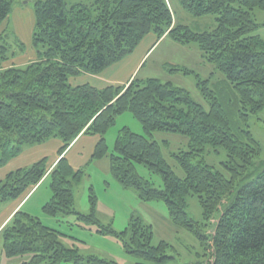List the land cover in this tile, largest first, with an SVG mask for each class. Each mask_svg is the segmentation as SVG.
<instances>
[{
    "label": "trees",
    "instance_id": "16d2710c",
    "mask_svg": "<svg viewBox=\"0 0 264 264\" xmlns=\"http://www.w3.org/2000/svg\"><path fill=\"white\" fill-rule=\"evenodd\" d=\"M90 1L35 3L32 41L38 52L26 68L11 65L8 47L0 45V168L18 158L25 146L54 139L62 142L61 159L52 170L43 159L0 181V208L28 196L47 177L52 198L43 206L46 215L75 214L79 221L97 225L99 234L115 237L137 264H169L175 259L168 255L170 245L162 241L154 246L152 226L142 219L133 218L127 230L117 233L97 219L94 197L91 215L75 210L73 184L85 172L75 170L63 155L81 135H87L99 137L93 158L106 157V134L120 115L130 112L145 135L127 127L119 131L110 155L113 177L123 187L135 189L144 202L166 203L172 223L199 242L196 264H264V166L256 169L255 163L262 148L249 131L251 116L264 111V40L256 35L260 25L250 13L264 11V0H179L196 18L217 17L218 27L205 33L175 23L169 0ZM12 12L13 1L0 0V26ZM151 34L158 41L168 37L181 46L198 45L202 57L216 66L235 91L236 127L209 81L197 74V87L210 103L209 111L186 89L157 78H136L104 89L71 84L123 61ZM172 67L171 73L194 74ZM156 132L190 139V150L175 155L183 179L169 165L160 144L149 139ZM208 146L227 152L228 176L204 161L193 163ZM140 165L159 174L163 188L140 177ZM190 196L199 199L203 224L186 212ZM1 236L7 258L31 256L22 264H118L84 256L75 246L66 247L61 233L23 210L13 216Z\"/></svg>",
    "mask_w": 264,
    "mask_h": 264
},
{
    "label": "rangeland",
    "instance_id": "374dc122",
    "mask_svg": "<svg viewBox=\"0 0 264 264\" xmlns=\"http://www.w3.org/2000/svg\"><path fill=\"white\" fill-rule=\"evenodd\" d=\"M12 1L13 12L9 19L0 26V45L8 47L11 65L14 64L17 67L26 68L33 57L37 59L38 49L34 47L32 39L36 23L35 3L38 0ZM170 1L173 6L174 22L178 25L186 26L195 33L212 32L218 27L217 17L196 18L183 9L179 0ZM80 2L91 3L90 0H68L69 5ZM250 13L253 20L260 25L256 35H259L264 40V11L256 9ZM150 38L147 36L132 54L121 61L123 64H127L128 60L133 61L127 67V71H125L127 76L133 74V70L137 65L135 60L142 55V51L140 50L147 47ZM173 44L176 43L169 38L153 48L141 68L135 74L138 80L146 81L149 78H157L164 83L171 82L174 86L189 91L192 99L202 105L206 111H209L210 103L203 97L197 87L195 76L197 74L202 80L209 81L210 89L216 92V96L220 100L223 109L227 111L230 117L232 126L236 127L238 123L236 122V113L234 111L237 110L235 91L226 81L224 75L215 65L207 62L202 57V52L197 44L189 46L178 44L175 46ZM40 50L43 51V49ZM121 62L117 64H121ZM172 66L182 67V69L186 68L194 72V74L187 75L183 72L171 73L170 69L173 68ZM108 69L101 73L102 75L100 74L103 79L107 78L111 73L110 69ZM88 76L91 75L87 74L84 77L80 76L76 78L73 84L82 85L91 82L95 85L96 82L93 81V83L87 79ZM125 127L138 135H145L141 123L130 112L120 115L116 120L115 126L106 134L105 138L109 151L107 156L102 159H94L92 156L95 153V144L99 141V137L85 136L78 143L72 145L68 158L74 162L75 170L81 168L85 172L83 179L79 183L73 184L76 212L88 216L95 209V214L101 225L104 227L110 226L117 233L127 230L133 218H140L144 223L152 226L154 246L159 245L162 241L170 245L168 255L175 259L171 260L169 264H196L199 261V242L186 230L178 228L172 223L166 203L164 201L144 202L140 199L135 189L123 187L113 177L110 155L114 150L119 131ZM249 131L262 148L261 156L255 160L256 169L261 168L264 166V111L251 116ZM149 139L160 144L162 153L169 165L175 174L183 179L185 175L178 165L175 155L190 150V139L181 134L168 132H156ZM33 147L35 146H25L24 151ZM52 160L53 156L50 155L47 159V165ZM199 161H204L214 171H220L228 176L224 165L229 161V157L223 148L214 149L208 146L205 153L196 157L193 163L197 164ZM26 163L25 161L24 164ZM34 164H26L23 167L24 169H28ZM5 168H0V172L4 171ZM137 171L140 177L149 181L154 187L163 188V182L159 174L152 173L143 165L137 166ZM254 171L253 168L250 172ZM5 177L4 180L6 179ZM51 195L50 179L48 178L42 182L38 191L28 201L24 207V211L38 217L46 227L61 233V242L66 247L73 248L75 246L79 248L80 253L84 256L94 255L118 264L138 263L135 257L125 253L121 242L115 237L99 234V227L97 225L83 223L78 220L75 214L57 217L46 215L43 212V206L50 200ZM92 197L95 198L94 209ZM187 203L188 208L186 212L189 217L203 224L205 221L198 197H188ZM3 208L4 205L1 206V212ZM3 250V239L0 236V264H22L31 257L27 255L24 257L7 258Z\"/></svg>",
    "mask_w": 264,
    "mask_h": 264
},
{
    "label": "crops",
    "instance_id": "0c3cea01",
    "mask_svg": "<svg viewBox=\"0 0 264 264\" xmlns=\"http://www.w3.org/2000/svg\"><path fill=\"white\" fill-rule=\"evenodd\" d=\"M169 2L171 5L170 0H169ZM172 7L173 6L171 5V9H172ZM148 37H151L149 40V43H148L146 48H144L143 50H140V51H142V55L137 60H135V62H137V65H136V68L133 70L132 75L127 76L126 72H125V71H127V67L133 62L131 60H128V62H126L127 64H123L121 62V64H117V65L109 68L111 73L105 79H103V77L101 76L102 74L99 76H94V75L88 76L87 79H89L92 82L95 81L96 83H95V85H93L91 82H88L86 84H89V85H91L97 89H104L108 86H123V85H127V84L131 83L134 79L137 78V76H135L136 72L141 68L143 62L148 57V55L153 50V48H155V46H157L159 43H162L163 41L169 39L168 37H164L161 39L162 41L160 40L161 41L160 42L157 40L155 35L153 36V34L151 36L149 35ZM173 45L176 46V44H173ZM35 58L36 57H33V59L31 61H35L36 60ZM118 65H120V66H118ZM85 75H87V74H85ZM85 75H83V77ZM121 78H123V79H121ZM73 81H75V79L71 80V84L75 85V84H73ZM77 85H81V84H77ZM85 136H87V135H81L73 144L78 143ZM98 142H97V144H98ZM97 144H95V145L97 146ZM72 145H71V147H72ZM61 147H62V142L58 139H54V140H51V141H49L43 145H38V146H35L33 148H30V149L24 151L18 158L12 160L8 164L9 166L8 165L6 166L4 171L0 172V181H3L4 177L5 176L7 177L12 172L17 171L19 169H24L23 166H26V164L37 163L43 159H48V157L50 155L53 156V160L50 161V164L48 166H49L50 170H52L53 168H55V166L57 165V163L61 159L60 155L58 154ZM71 147L66 151V153L64 154L63 157H66L68 159V161H70L69 163L72 165V167L75 168L74 162H72L70 160V158H68V155L71 151ZM93 155H94V153L92 154V156ZM25 161L27 162L26 164H24ZM80 169H77V170H80ZM46 180H47V177H46V179H44V181H46ZM41 185H42V183L26 197H24L18 201H10V202L3 204L4 208H3L2 212H1V208H0V236H1V231L11 221L13 216L20 210L24 211V207L26 206L28 201L31 199V197L38 191V189L40 188ZM51 198H52V195H51ZM51 198H50V200H51ZM3 253H4V250H3Z\"/></svg>",
    "mask_w": 264,
    "mask_h": 264
}]
</instances>
